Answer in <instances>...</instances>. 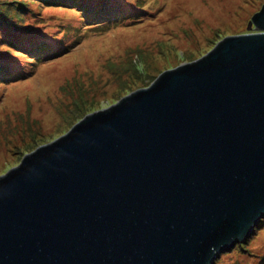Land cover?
Returning a JSON list of instances; mask_svg holds the SVG:
<instances>
[{
    "label": "water",
    "instance_id": "obj_1",
    "mask_svg": "<svg viewBox=\"0 0 264 264\" xmlns=\"http://www.w3.org/2000/svg\"><path fill=\"white\" fill-rule=\"evenodd\" d=\"M252 21L1 174L0 264H213L245 240L264 217V4Z\"/></svg>",
    "mask_w": 264,
    "mask_h": 264
},
{
    "label": "rangeland",
    "instance_id": "obj_2",
    "mask_svg": "<svg viewBox=\"0 0 264 264\" xmlns=\"http://www.w3.org/2000/svg\"><path fill=\"white\" fill-rule=\"evenodd\" d=\"M138 1L144 8L135 9L134 18L91 27L71 49L32 63L24 46L40 47L42 36L58 32L56 21L80 22L81 12L60 1L0 0V62L6 65L0 76V175L86 114L149 86L163 71L206 54L227 35L258 30L252 15L264 4L120 0L132 8ZM15 66L28 71L12 74L19 72ZM213 264H264V217Z\"/></svg>",
    "mask_w": 264,
    "mask_h": 264
},
{
    "label": "trees",
    "instance_id": "obj_3",
    "mask_svg": "<svg viewBox=\"0 0 264 264\" xmlns=\"http://www.w3.org/2000/svg\"><path fill=\"white\" fill-rule=\"evenodd\" d=\"M44 1V0H43ZM48 1H60L69 4H75L81 14L82 20L80 22L58 20L56 21L57 33L56 34H46L45 37L39 40L40 47H35L30 44V46H24L26 51H22L23 54H27L32 63H37L42 58L53 57L62 51L71 49L73 44L91 29V27H99L104 29L109 27L116 21L129 17L134 18L133 12L135 9H143V3L138 1L134 2L133 8L132 3L127 5H122L120 0H48ZM132 8V9H131ZM71 34V38L69 35ZM76 35V37H75ZM11 48L10 46H8ZM35 47V48H33ZM34 59V60H33ZM36 59V60H35ZM29 60V59H28ZM5 64L0 62V76L5 71ZM9 68V66H8ZM19 70L18 73L11 72L12 74H20L28 71L27 68L13 67ZM11 71V70H9ZM2 77V76H1Z\"/></svg>",
    "mask_w": 264,
    "mask_h": 264
}]
</instances>
